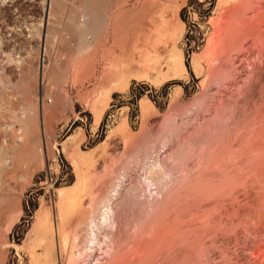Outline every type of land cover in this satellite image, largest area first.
I'll list each match as a JSON object with an SVG mask.
<instances>
[{"label": "rangeland", "instance_id": "374dc122", "mask_svg": "<svg viewBox=\"0 0 264 264\" xmlns=\"http://www.w3.org/2000/svg\"><path fill=\"white\" fill-rule=\"evenodd\" d=\"M121 176L105 264H264V0H0V264L94 263Z\"/></svg>", "mask_w": 264, "mask_h": 264}, {"label": "bare ground", "instance_id": "6f19581e", "mask_svg": "<svg viewBox=\"0 0 264 264\" xmlns=\"http://www.w3.org/2000/svg\"><path fill=\"white\" fill-rule=\"evenodd\" d=\"M166 166H167L166 163H164V162H162V161H160L158 159L154 163L152 162V164L148 168L146 167L147 169L142 170L143 171V181L145 183V186H144L145 189L144 188L143 189L145 190V192L148 190L147 192L151 196L153 195V197H152L153 198V201H155V203H157V204L160 203V205L162 203L164 204L165 201H166V200H164V202H162L163 201L162 199L164 197L163 196V194H164L163 191L166 190L164 184L166 182L165 180L167 179L166 176H168L165 173ZM168 179H170V178H168ZM124 181H125V176H123V177L121 176V178L118 181H116V184L114 185V187L112 186V190L109 193H107V195L105 197H100L97 200V202L95 203V205H97V203H98V207H99V209H98L99 210V218H98L97 223H95L94 221H91L90 220L91 222L88 225V231H87L88 232V240H87L88 247H87V249L89 251L90 250L91 251H94V250L97 251L98 250L99 252H98V255L96 256V259H94L95 261L93 260L94 263L93 262H87V263L85 262L83 264H105L106 257L108 256V253H110V252H108V250H105L108 253L103 252L102 249L100 248V246H101L99 244V241L100 240H98V238H100L99 233H100L101 230H103V229H101L102 227L104 228V227H107V226H109L113 230V232L116 230L115 228H116V225L117 224L115 223L116 220H114V213H116V212L118 213V210L116 211V209H117V206L116 205L117 204H115V201L119 197L121 187H123L124 184H125ZM140 181H142V180H140ZM169 181L171 182V180H169ZM139 184L141 185L142 183L139 182ZM167 184H170V183H167ZM166 196H167V193H166ZM157 204H155V205H157ZM95 205H93V206H95ZM152 207H154V206H152ZM152 207H151V210H153L152 213H154V209ZM97 208H95V209H97ZM118 209H120V208L118 207ZM105 230H107V228ZM109 232L111 233V230ZM86 253H88V252H86ZM104 258H105V260H104ZM113 261H115V260H113Z\"/></svg>", "mask_w": 264, "mask_h": 264}]
</instances>
